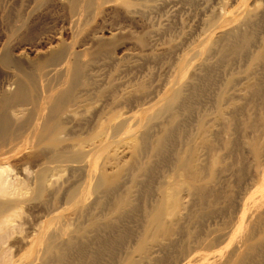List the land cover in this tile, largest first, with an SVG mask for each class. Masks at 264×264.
<instances>
[{
  "label": "rangeland",
  "instance_id": "obj_1",
  "mask_svg": "<svg viewBox=\"0 0 264 264\" xmlns=\"http://www.w3.org/2000/svg\"><path fill=\"white\" fill-rule=\"evenodd\" d=\"M47 1L0 0V102L28 92L0 138V264H264V0ZM55 51L84 80L62 142L38 141L70 87ZM163 204L174 232L156 244Z\"/></svg>",
  "mask_w": 264,
  "mask_h": 264
},
{
  "label": "bare ground",
  "instance_id": "obj_2",
  "mask_svg": "<svg viewBox=\"0 0 264 264\" xmlns=\"http://www.w3.org/2000/svg\"><path fill=\"white\" fill-rule=\"evenodd\" d=\"M26 1V0H25ZM28 1V0H27ZM30 1V0H29ZM33 1V0H32ZM47 1V0H46ZM55 1V0H54ZM57 1V0H56ZM59 1V0H58ZM48 2V1H47ZM51 2H53L52 0H51ZM80 1L79 0H77V2L76 3H79ZM31 2H29V4H30ZM33 4V3H32ZM50 5V4H49ZM99 5V4H98ZM27 6V5H26ZM30 6H31V4H30ZM29 6V7H30ZM45 6V5H44ZM25 7V6H24ZM29 9V8H28ZM49 9H52V8H49ZM55 9V8H54ZM56 9H57V7H56ZM55 9V10H56ZM27 10V9H26ZM47 10H48V8H47ZM23 11H25V9L23 10ZM64 11V10H63ZM27 12V11H26ZM26 12H25V14L24 15H26ZM51 12V11H50ZM14 13V12H13ZM43 14V13H42ZM22 15V14H21ZM23 15V16H24ZM41 15V14H40ZM43 15H45V14H43ZM42 15V16H43ZM14 16V15H13ZM16 16H17V14H15V18H16ZM19 16V15H18ZM49 16V15H48ZM14 18V17H13ZM12 18V19H13ZM14 18V19H15ZM44 18H46V16L44 17ZM11 19V20H12ZM13 19V20H14ZM17 19V18H16ZM42 19H43V17H42ZM12 20V21H13ZM38 20V19H37ZM8 23V22H7ZM33 23V22H32ZM13 26V25H12ZM47 26V25H46ZM5 28V27H4ZM9 30V29H8ZM8 32H10V31H8ZM18 38H19V36H18ZM16 39V38H15ZM15 41V40H14ZM102 41V40H101ZM100 41V42H101ZM112 41H114V40H112ZM40 43V44H39ZM38 44L39 45H41V44H44V45H49V44H51V41H49V42H46V41H40ZM27 46V45H26ZM63 46V45H62ZM61 46V47H62ZM29 47V46H28ZM46 48V47H45ZM48 49H52V46H49L48 47ZM57 50V49H56ZM75 50V49H74ZM73 49H72V51H74ZM103 50H105L104 48H103ZM107 50V49H106ZM50 51V50H49ZM52 51V50H51ZM50 51V52H51ZM99 51V50H98ZM101 51V50H100ZM46 52V51H45ZM56 52V51H55ZM53 53V52H52ZM52 53H46V54H52ZM73 52H71V54H72ZM97 53V52H96ZM53 55H54V53H53ZM49 56V55H48ZM55 56V55H54ZM16 57L17 58H19V59H21L22 57H23V53L22 52H19L17 55H14L13 53H12V51H11V49H9L7 46L4 48V50H3V53H2V55H1V62L5 65V66H7V67H13V68H16V69H18V70H21L22 69V64H21V62L20 61H18L17 59H16ZM43 57H45V55L44 56H42V58ZM47 57V56H46ZM73 57V56H72ZM71 57V55H69V54H66V53H63V52H59V54H58V52H56V56H55V58L53 59L54 60V62H56V61H60V63H63L64 64V66H65V71H63L64 73H63V76L65 75L68 79H69V82H70V87L69 88H67V89H62L59 93H58V97H59V101L57 102V103H55V105L52 107V109H50V111L48 112V115H47V119L45 118V119H42L41 121V124L39 125V127H38V129H37V131H36V133H37V140L39 141V140H41L42 141V139H46V138H49L50 136L52 137V136H55L56 138L55 139H59L60 140V134H62L61 133V130H60V125L59 124H57V123H55L54 121H55V119H59V116H60V114L62 113V111H63V109H65V107L67 106V103H68V101H69V99H70V97H71V95H70V93H71V91H72V89L74 88V87H76V86H78L84 79H83V76H82V73H83V68L81 67V64H79V55H78V53H76L75 54V56H74V59H73V62H72V64H70V62H71V59L70 58H72ZM37 59H38V57H37ZM48 59V58H47ZM52 59V58H51ZM29 60H31V59H27V61H29ZM41 60V58L39 59V61ZM33 61H34V59H33ZM25 62V61H24ZM31 62H32V60H31ZM31 62H27L28 64L30 63L31 65L33 64V63H31ZM27 63H26V65H27ZM38 63V62H37ZM36 63V64H37ZM82 63V62H81ZM44 64H46L45 62H44ZM44 64H42L43 66H44ZM51 65V64H50ZM33 66V65H32ZM34 66H36L35 64H34ZM49 66V65H48ZM42 67V66H41ZM40 67V68H41ZM28 68H30V66L28 67ZM39 68V69H40ZM49 68V67H48ZM61 68V67H60ZM63 68V67H62ZM31 71V70H30ZM35 71H37V69L35 70ZM34 72V71H33ZM32 72V73H33ZM43 72H45V70L43 71ZM2 74V73H1ZM6 74V73H5ZM10 73H8V75H9ZM87 74V73H86ZM11 75V74H10ZM14 76V75H13ZM10 78H11V76H10ZM16 78V77H15ZM89 79V78H88ZM12 80H13V77H12ZM15 80V79H14ZM41 80V79H40ZM86 81V80H85ZM89 82L91 81V80H88ZM9 82V81H8ZM11 82V81H10ZM87 82V81H86ZM93 82V81H92ZM14 82H12V84H13ZM6 84V83H5ZM12 84H9L8 83V85H12ZM87 83H85V85H86ZM46 85V84H45ZM87 85H89V84H87ZM7 86V85H6ZM9 86V87H10ZM66 86V85H65ZM64 86V87H65ZM81 87H82V85H81ZM11 88V87H10ZM9 88V90H11ZM84 88H86V87H84ZM2 89V88H1ZM7 89H8V87H7ZM87 89V88H86ZM57 90V89H56ZM56 92V91H55ZM6 93V92H5ZM4 94V93H3ZM51 96V95H50ZM48 98H51V97H49L48 96ZM47 98V99H48ZM77 99H79V98H77ZM85 99V98H84ZM27 100H28V92L26 91V87H25V85L24 84H19L18 86H17V89H16V91L14 92V93H11V94H7V95H4L3 96V99L1 100V102H0V138L3 136V135H6V134H9L10 133V127H11V125L13 124L12 122H13V119H15L16 118V116H17V110L15 109V106L17 105V104H23L24 102H27ZM80 100V99H79ZM46 102V101H45ZM77 102H82V101H77ZM47 103V102H46ZM77 104V103H76ZM80 104V103H79ZM79 104H77V105H79ZM77 105H76V107H77ZM73 106V105H72ZM80 107V106H79ZM78 108V107H77ZM77 108H75V109H77ZM70 109H71V107H70ZM74 109V108H73ZM72 110V109H71ZM71 110H69V112L71 111ZM19 112H21L22 113V111H20V109L18 110ZM46 111V110H45ZM73 111V110H72ZM72 111H71V113H72ZM75 111V110H74ZM111 114V113H110ZM23 115V114H22ZM25 115V114H24ZM23 115V116H24ZM63 115V114H62ZM19 116V115H18ZM30 116V115H29ZM113 116V115H112ZM111 117V116H110ZM17 119V118H16ZM15 119V120H16ZM23 119V118H22ZM106 119H108V116H107V118ZM111 119V118H110ZM17 120H19V119H17ZM21 120V119H20ZM61 120V119H60ZM26 121V120H25ZM25 121H21V122H23V124L25 123ZM110 121V120H109ZM109 123V122H108ZM19 124H21L22 125V123H20L19 122ZM103 124V123H102ZM18 125V124H17ZM13 126V125H12ZM20 126V125H19ZM17 127V129H19V130H21V126L20 127ZM23 126V125H22ZM27 126V125H26ZM26 128V127H25ZM23 129V128H22ZM64 129V128H63ZM62 129V130H63ZM16 130V129H15ZM19 132V131H18ZM17 136H18V134H17ZM62 138V137H61ZM64 139V138H63ZM53 141H56V140H54L53 139ZM61 141V140H60ZM60 141H59V143H60ZM62 142V141H61ZM58 143V142H57ZM78 143V142H77ZM80 143V142H79ZM161 143V145L163 144L162 143V141H160L159 142V144ZM82 144V143H81ZM48 145V144H47ZM51 145H53L52 143H51ZM51 145H48V147H50V149L52 148H56V147H54V146H56L57 144H54L53 145V147H51ZM67 145V144H66ZM64 146L63 145V147H64V149H65V147H66V149H67V146ZM78 145V144H77ZM80 145V144H79ZM46 146V145H45ZM58 146V145H57ZM62 146V145H61ZM69 146V145H68ZM60 148V147H59ZM45 149V148H44ZM47 149V148H46ZM49 149V148H48ZM63 149V150H64ZM38 153V152H37ZM10 166V165H9ZM7 168V167H6ZM3 167H0V191H2V190H4V188L5 187H7L8 186V184H7V181H6V178H4V176H5V174L7 173V172H5L4 174H3ZM6 171H7V169H6ZM12 171V170H11ZM198 171V170H197ZM200 172V170L198 171V173ZM12 174V173H11ZM7 175V174H6ZM197 175H199V174H197V172H196V175H195V177L193 178V181H192V185L193 186H195L196 185V183H197ZM199 178H200V176H198ZM198 178V179H199ZM11 179V178H10ZM49 180V179H48ZM15 181V180H14ZM9 182V181H8ZM48 182V181H47ZM6 184H7V186H6ZM12 184V183H11ZM19 184L21 185L22 183H20L19 182ZM19 186V185H18ZM11 187L12 186H10V189H11ZM21 187H22V185H21ZM20 187V188H21ZM8 188H9V186H8ZM13 188V187H12ZM24 188V187H23ZM264 189V185L263 184H256V190L258 191V190H260V189ZM7 189V188H6ZM10 189H9V191H10ZM27 189V188H26ZM6 191V190H5ZM4 192V191H3ZM7 192H8V189H7V191L5 192L6 194H7ZM17 192V191H16ZM13 194V193H12ZM25 194V193H24ZM8 195V194H7ZM17 195V194H16ZM125 198V197H124ZM169 199V198H168ZM124 200V199H123ZM174 200V199H173ZM256 201H257V199L256 198H254V197H252V198H245V199H243V200H241L240 201V207L243 209V208H246L247 206H251V205H253V204H255L256 203ZM181 202H179L178 200H176V201H173L172 202V205L171 206H173V208L174 209H178V207H180V206H182V203L180 204ZM187 204V203H186ZM168 209V208H167ZM166 208H165V206H164V204L163 205H161L158 209H157V211H156V214L155 215H153V217L151 218V220H153V223H152V226L155 228H153L154 230L153 231H155V237H156V239H155V237H154V239L156 240V244L157 243H160L161 244V242H163L164 240H166V239H168L170 236H172L173 235V232H174V228H172L173 226H170V222H168L167 223V221L165 220V214H166V210H167ZM6 218V217H5ZM14 218V217H13ZM242 218V217H241ZM10 219V218H9ZM9 219H6L7 220V222L5 223L4 221H6L5 219L2 221V223L0 224V232H2V229L3 230H5V229H8V228H5V226L7 227V225H5V224H7V223H9L10 221H8ZM177 221V217H176V220L175 221H173V223L174 222H176ZM3 222H4V224H3ZM159 222V223H158ZM243 221L241 220V223H242ZM3 225H5L4 227H2ZM172 225V224H171ZM8 231V230H7ZM4 232V231H3ZM9 233V232H8ZM5 234V233H4ZM152 235V234H151ZM3 236V235H2ZM5 236V235H4ZM8 237V236H7ZM0 238H1V236H0ZM9 238V237H8ZM2 240H3V238H2ZM1 242H4V241H1ZM0 242V243H1ZM6 242V241H5ZM1 245H2V243H1ZM2 249V248H1ZM207 254L209 255V252H207V253H205L204 254V256L202 257L203 259H205V258H208V256H207ZM3 259V258H2ZM206 261L207 262H209V259H206ZM2 262V261H1ZM207 262H203L202 264H208Z\"/></svg>",
  "mask_w": 264,
  "mask_h": 264
}]
</instances>
